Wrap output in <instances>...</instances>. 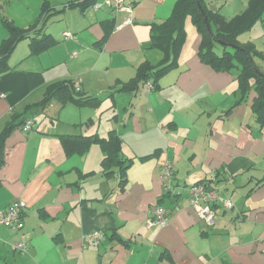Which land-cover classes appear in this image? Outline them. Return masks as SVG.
I'll use <instances>...</instances> for the list:
<instances>
[{
	"label": "crops",
	"instance_id": "crops-1",
	"mask_svg": "<svg viewBox=\"0 0 264 264\" xmlns=\"http://www.w3.org/2000/svg\"><path fill=\"white\" fill-rule=\"evenodd\" d=\"M9 1L22 4L0 5ZM80 1L36 0L29 17L37 16L32 23L25 18L22 28L35 26L38 37L56 42L31 57L30 40H21L0 73V212L14 201L26 205L21 232L0 224V264H264V128L251 108L254 91L245 96L238 86L239 69L215 72L201 63L195 30L189 60L178 56L154 84L150 72L166 66L167 52L151 45L150 25L164 22L177 0H127L132 12L122 26L126 13L68 6ZM248 1L231 3L228 17L221 11L229 0L218 7L230 19ZM44 4L53 9L49 19L65 23L78 12L76 23L46 31L47 22L39 20ZM5 20L12 21L0 14V46L8 37ZM108 21L114 29L99 48ZM19 47L21 54L14 55ZM142 64H148L142 71L153 88L140 82L133 91L122 90ZM75 81L80 96L92 101L78 106L59 91L46 108L39 106L50 85ZM142 91L147 97L137 98ZM25 116L33 122L28 132L14 126ZM33 116L44 123L35 125ZM111 132L122 142L119 158L130 160L121 184L117 175H104L100 142L85 146V138L106 139ZM165 163L178 185L218 174L233 207L216 208L209 226L190 207L187 189L160 200ZM158 207L166 211V225L147 228ZM95 231L107 235L100 245L87 242ZM19 242L26 253L14 249Z\"/></svg>",
	"mask_w": 264,
	"mask_h": 264
},
{
	"label": "trees",
	"instance_id": "trees-1",
	"mask_svg": "<svg viewBox=\"0 0 264 264\" xmlns=\"http://www.w3.org/2000/svg\"><path fill=\"white\" fill-rule=\"evenodd\" d=\"M123 1L126 6L129 5L126 2L127 0ZM95 2L96 0H82L78 3H70L68 6L72 7L73 5H76L81 9H85L91 5L95 6ZM211 2L212 0H177L169 17L164 22L161 24L150 25L151 45L153 47H164L165 52H167V57H164L166 66L159 69H153L154 71L150 72V76L154 80L153 83L155 84V81H157L162 74L176 66L180 47L183 39L185 38L184 23L186 19H189L196 32L201 36L198 47V57L200 62L209 66L215 72H226L233 68L239 69V74L237 75L238 86L245 96L247 93H250V90L254 91L255 96L252 98L251 108L256 121L259 123L261 128H264V71L260 69L254 61V58L258 54L259 57L261 56L263 61L264 56L261 55L260 52H256L252 42L248 41L241 43L238 39L243 33L250 30L256 22L264 20V0H249L246 7L230 19H227L220 13V7H212L210 5ZM98 3H102V0L97 2V4ZM209 5L211 8H209ZM44 6L45 4L43 5L39 16V20L43 23L46 22L53 10L51 8H44ZM103 7H109L115 15L120 14L116 13L115 8L111 6H100V8ZM4 22L8 30V37L0 46V73L5 72L8 69V59L17 43L21 40H30L29 50L31 55L38 54L40 51L50 47L56 42L55 39L47 40V38L38 37V30L34 29L35 26L24 29L16 26L13 21L5 20ZM113 29V22L108 21L103 28L102 38L97 42L99 48L102 47V45L110 37ZM217 46L222 47L221 54H217ZM147 65L148 64H142L137 70L136 77L131 79L128 83L123 84L122 90L125 89L127 91H133V85H135L136 89L140 82L145 83L148 75L142 70H144ZM59 91H63L65 96H67V100L77 103L78 106H82L84 103L92 101L89 97H81L79 90L74 88L73 83L57 82L48 87V94L41 101L39 106L46 108L48 102L50 101V97L52 95H56ZM28 117L29 116H25L19 119L18 123L14 126H19L21 128ZM3 136H5V132L0 135V164L3 157ZM64 138L66 141L84 139L79 136H73V138L64 136ZM94 139L95 141L100 142L104 151L105 157L102 163V166L104 167V175L107 177L117 175L120 184L125 182L126 170L129 167L130 160L119 158L122 146L120 138L113 132H111L106 139L92 136L90 138H85V146H88L90 141H93ZM155 155L156 153L150 156ZM150 156L143 157L142 159H147ZM112 167H116L117 171H114ZM173 177L174 187L169 191L164 192V195L160 198V200L179 197L183 190L187 189L188 191L191 186L178 185L175 183V173ZM219 182V176L217 174L214 178L203 180L195 184L202 183L210 190L216 189L223 196L227 197L224 190L219 187ZM220 206L221 205L215 206L214 210ZM24 211L22 214V221L24 218ZM21 230H19V232H21ZM106 236L107 235L105 234V237ZM111 236H113V233Z\"/></svg>",
	"mask_w": 264,
	"mask_h": 264
},
{
	"label": "built area",
	"instance_id": "built-area-1",
	"mask_svg": "<svg viewBox=\"0 0 264 264\" xmlns=\"http://www.w3.org/2000/svg\"><path fill=\"white\" fill-rule=\"evenodd\" d=\"M101 5H107L115 8L116 13H126L128 18L122 22V25L130 22L129 15L131 14L130 6H126L123 0H102V3H98L94 6L95 9L100 8ZM64 38H69L71 33L63 34ZM75 89L79 87V81L73 83ZM146 87L148 91L152 89V84L147 82ZM33 122L31 119H27L22 126V130L28 132L32 129ZM174 168L171 164L165 163L161 170V180L163 181L164 192L169 191L174 187ZM180 190V189H179ZM189 205L195 211L197 217L211 226L214 224L215 210L214 207L221 205L224 209H231L233 207L232 201L223 196L216 189L210 190L202 183L193 184L188 189ZM26 208L25 203L21 201H14L8 208L0 212V224L7 226L12 232H19L23 228L22 214ZM168 221L166 212L162 208H155L152 217L147 221L145 226L150 228L152 225L165 226ZM105 233L101 231H95L87 237V242L93 245H100L104 240ZM14 249L24 254L27 252V246L19 242L14 245Z\"/></svg>",
	"mask_w": 264,
	"mask_h": 264
},
{
	"label": "rangeland",
	"instance_id": "rangeland-1",
	"mask_svg": "<svg viewBox=\"0 0 264 264\" xmlns=\"http://www.w3.org/2000/svg\"><path fill=\"white\" fill-rule=\"evenodd\" d=\"M35 1L36 0H21V3H16V4H12V5H8L10 3L9 2H4L3 5H0V7L2 6V8H0V14L5 17L8 18L10 20H12L14 22V24L20 28L25 27L27 24L25 23V21H23L25 18H29L30 22L32 23L35 19V16H37V13H34V15L32 17H29V13L34 10V5H35ZM51 2H65V0H50ZM225 0H212L211 2V6L215 8H218V6L220 5V3L224 4ZM243 0H229V2H227L226 5H228V7H226L224 10L225 11H221V13L225 16H230L231 12H234V9L231 8V3L235 4L238 3L239 6L242 5ZM219 3V4H217ZM225 6V5H224ZM92 9V5L90 6ZM109 7H103L99 10V14L103 13L104 11H108ZM93 11V10H92ZM75 13V14H74ZM78 12H70L69 16H68V22L70 23H76L79 14H77ZM108 14V13H107ZM77 15V16H75ZM84 17V16H83ZM109 17V16H108ZM59 17H53L51 19H47L46 20V31L49 30H53V31H61L62 28H65L68 22H64V21H60L58 20ZM65 30V29H64ZM184 31H185V38L183 39V42L181 44L180 47V52H179V62L184 60V61H188L189 60V56L191 55V51L193 49V43H194V33L195 29L192 26L191 22L189 21V19H186L185 23H184ZM65 34V33H64ZM251 41L254 45V48L256 50V52H260L262 49H264V21H258L256 22V24L248 31H246L245 33H243L240 37H239V41L240 42H246V41ZM62 43H65L64 41H62ZM21 47V46H20ZM17 49V51L15 52L14 55H16V53L21 54V50ZM194 50V49H193ZM217 54H221L222 53V47L217 46L216 49ZM37 55L31 56V57H36ZM19 58V57H18ZM14 61V58L13 60ZM32 61V60H31ZM38 59L33 60V62H37ZM254 61L256 63V65L262 69L264 71V61L259 57V54L254 58ZM30 63V62H29ZM25 65L28 64H24L22 65V67H24ZM116 68L119 67L118 64L115 65ZM234 73L235 71L232 70ZM127 72L122 73V76H126ZM130 76V75H129ZM137 80V79H136ZM147 83V82H146ZM152 84V82H150ZM152 88H153V84H152ZM80 89V88H79ZM78 89V90H79ZM143 94L142 95H136L137 98H146L147 96L145 95L144 91H142ZM106 95H104L103 98H105ZM106 101L103 103L102 108L105 107ZM147 107H144V110H146ZM37 115V114H36ZM40 117V116H39ZM38 116H33L34 120H35V125H39V123H44L43 120H45V118L42 119L43 120H39ZM47 123V122H46ZM49 124V123H48ZM41 128L42 125H41Z\"/></svg>",
	"mask_w": 264,
	"mask_h": 264
}]
</instances>
